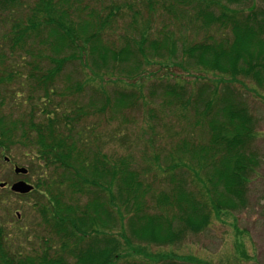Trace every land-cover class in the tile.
Instances as JSON below:
<instances>
[{
    "label": "trees",
    "instance_id": "16d2710c",
    "mask_svg": "<svg viewBox=\"0 0 264 264\" xmlns=\"http://www.w3.org/2000/svg\"><path fill=\"white\" fill-rule=\"evenodd\" d=\"M225 1L221 12L214 13L211 7L214 0H180V16H188L200 29L213 26L224 33L219 38L211 34L208 37L207 33L202 41L186 46L181 52L191 61L189 65L227 75L234 82L249 79L264 90V9L254 6L243 9L239 7L242 0ZM21 2L0 0V11L14 10ZM77 7L69 4V0L33 1L31 15L25 20L14 17L10 25L7 40L10 55L0 51L3 63L0 71L3 67L9 71L0 73V85L19 76L18 71L11 72L15 66L9 65L11 54L19 46L37 40L46 53L51 51V55L41 51L36 54L46 59L50 67L38 72L37 65L31 66L28 74L33 80L31 95L32 90L34 94L42 93V107L36 112L31 108L29 115L13 118L1 112L0 104V148L5 149L17 140L31 144L36 157L52 170L51 175L38 178L33 191L39 190L46 198L48 203L37 211L46 229L54 233L32 253L21 248L22 251L9 254L5 231L0 228V264H149L135 259L120 262L130 239L142 245L162 246L179 241L187 231L199 233L209 224L211 211L240 208L249 175L257 163L248 148L255 118L228 87L219 94L216 89L201 85L190 102L184 85H163L170 102L175 99L181 108L187 110L191 105L194 109L195 112H183L182 116L199 129L201 141L184 137L175 148L181 153H167V165L161 169L167 187L155 197L154 205H149L146 199L149 187L143 183L132 158L107 154L98 143L95 126L77 127L84 117L110 106L107 92L103 88L99 91L104 94L100 108H96L94 101L80 104L72 100L66 104L54 98L58 92L53 81L63 67L71 61L85 65L84 59L88 64L91 54L99 52V32L110 17L109 14L96 21L92 17L85 19L75 15ZM172 7L169 5L166 10ZM140 37L137 51L143 56L141 47L147 37L145 34ZM150 46L159 54L157 41L150 42ZM106 48L100 58L102 64L107 58ZM170 48L167 47L168 59L175 56L174 45ZM19 50L23 54L17 55L25 62L35 56L31 49ZM121 51L112 52L111 58L121 61ZM134 70H139L138 65ZM75 86L79 93L84 85L80 82ZM35 98L32 95L28 104L32 105ZM122 99L119 101L123 104ZM37 115L42 120H36ZM185 152L196 160L197 167H192ZM188 170L199 183L196 191L187 185ZM117 221L119 226L115 229ZM140 246H131L132 253L141 252ZM158 264L177 261L164 258Z\"/></svg>",
    "mask_w": 264,
    "mask_h": 264
},
{
    "label": "rangeland",
    "instance_id": "374dc122",
    "mask_svg": "<svg viewBox=\"0 0 264 264\" xmlns=\"http://www.w3.org/2000/svg\"><path fill=\"white\" fill-rule=\"evenodd\" d=\"M21 1L14 10L0 11V51L7 55H10L8 30L13 18L27 19L32 13L31 6L35 0ZM179 2L180 0H69V4L78 5L76 16L85 19L92 17L95 21L96 18H107L109 14L110 17L99 32V52L91 54L88 64L84 59L85 65L71 61L63 67L53 81L55 91L58 92L54 98L61 99L66 104L72 100L80 104L94 101L96 108H100L104 94L101 95L99 91L103 88L107 92L110 106L105 107L104 111L84 117L77 127L95 126L98 143L107 154L132 158L131 162L135 164L143 183L149 187L146 199L149 205H154L155 197L167 187L164 174L161 173L162 166L167 165V153H181L175 148L184 137L192 136L196 142L201 141L199 129L182 116L183 112H195L194 109L191 105L187 110L181 108L175 99L170 102L171 97L162 86L175 83L184 85V92L189 95L190 102L201 85L214 88L219 94L228 87L229 92L243 101L255 118L254 135L248 148L254 153L257 163L249 175L244 201L239 202L240 208L219 213L211 211L209 224L202 231H187L173 244L142 245L130 239L120 262L135 259L158 264L164 258H171L177 264H264V90L249 79L242 78L241 81L234 82L227 75L191 65L189 58L182 54V49L202 41L207 33L208 37L211 34L213 38L215 35L219 38L224 33L215 30L213 26L200 29L198 23L188 16H180L182 7ZM226 4L225 0H214L212 11L220 13ZM169 5L174 7L166 10ZM239 5L243 9L249 6L264 9V0H242ZM143 34L147 41L141 47L144 51L141 56L137 48L140 46V35ZM152 41L160 44L159 54L152 50ZM37 43V40H29L22 47L19 46L14 55L11 54L13 58L9 65L15 66L11 68V72L18 71L19 76L11 77L0 85L1 112L13 118L29 115L31 108L36 112L42 107L41 91L34 94L32 90L36 100H32V105L28 104L31 101L29 98H32L33 86V80L28 75L30 67L37 65L35 70L38 72L50 67L46 59L36 54L41 51L45 55H51V51L46 53ZM171 44L174 45L175 56L168 59L167 47L170 48ZM104 47H107L108 53L105 52L107 58L102 64L100 58L104 55ZM26 48L35 54L27 59L28 62L17 55L22 53L19 49ZM120 49L123 50L122 60H113L112 52ZM137 65L139 70L135 71ZM0 73L4 75L9 71L3 67ZM80 82L84 86L78 93L74 89ZM120 97L124 100L123 104L119 101ZM131 98L132 101H129ZM35 119L40 120L41 117L37 115ZM36 156L31 144H22L19 140L7 145L5 149L0 148V183H8L6 187H0V228L5 231L8 253L22 251L21 248L32 253L40 249L46 237L54 234L49 228L46 229L43 217L37 211L38 207L48 203L39 190L16 194L9 189L10 184L17 180H24L34 186L38 178L52 174V170ZM187 158L191 159L190 153ZM190 161L192 167H197L195 159ZM13 165L25 168L26 173L15 174ZM187 173V185L190 190L196 191L199 183L189 170ZM117 225L119 226L118 221L115 229ZM118 240L122 243L123 239L119 237ZM131 246H140L142 251L133 254Z\"/></svg>",
    "mask_w": 264,
    "mask_h": 264
},
{
    "label": "water",
    "instance_id": "95a60500",
    "mask_svg": "<svg viewBox=\"0 0 264 264\" xmlns=\"http://www.w3.org/2000/svg\"><path fill=\"white\" fill-rule=\"evenodd\" d=\"M14 172L16 174H19V173L20 174H25L26 173V169L22 168V167H19V166H15L14 167ZM4 186H5V183L1 182L0 183V187H4ZM32 188H33L32 185L26 183L23 180L15 181L10 186V190L11 191L16 192V193H21V194H25V193L30 192L32 190Z\"/></svg>",
    "mask_w": 264,
    "mask_h": 264
}]
</instances>
